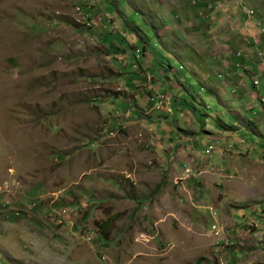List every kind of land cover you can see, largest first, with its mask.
I'll return each mask as SVG.
<instances>
[{
	"label": "rangeland",
	"instance_id": "1",
	"mask_svg": "<svg viewBox=\"0 0 264 264\" xmlns=\"http://www.w3.org/2000/svg\"><path fill=\"white\" fill-rule=\"evenodd\" d=\"M262 94L264 0H0V264H264Z\"/></svg>",
	"mask_w": 264,
	"mask_h": 264
},
{
	"label": "built area",
	"instance_id": "2",
	"mask_svg": "<svg viewBox=\"0 0 264 264\" xmlns=\"http://www.w3.org/2000/svg\"><path fill=\"white\" fill-rule=\"evenodd\" d=\"M253 85L257 88V85L260 84V79L259 77L257 78H254L253 81H252ZM156 95L160 96V98L156 99L154 98ZM164 94H160L157 92V90H155V93H154V97L151 98V100H153V102L155 103V106L153 105V108L154 109H161L163 108L164 106H162L163 103L166 102L165 99L169 98V96H166ZM259 95V94H258ZM163 96V97H162ZM261 100L263 101L264 103V94H262L260 96ZM213 149V146L212 145H208L207 146V149H206V152L207 153H210L211 150ZM186 173L189 172V170L187 169V167L185 168L184 170ZM224 170L222 173H219L220 176H224ZM208 211H209V214L210 216L212 217V223L210 224V229H209V232L212 236H215L216 238H218L215 243H220L224 238H225V232H226V228L222 225L221 222H219V220L217 219V211L214 207L210 206L208 207ZM234 264H259V262H254V261H251V260H236V262H234Z\"/></svg>",
	"mask_w": 264,
	"mask_h": 264
},
{
	"label": "crops",
	"instance_id": "3",
	"mask_svg": "<svg viewBox=\"0 0 264 264\" xmlns=\"http://www.w3.org/2000/svg\"><path fill=\"white\" fill-rule=\"evenodd\" d=\"M169 65V64H168ZM171 65V64H170ZM172 67V66H171ZM173 68V67H172ZM171 68V69H172ZM172 70H174V69H172ZM161 75H163V76H165L167 79H166V81H170L171 83H172V81L170 80V78H169V76L168 75H170L171 74V72L168 74V75H165L164 73H163V71L162 70H160V72H159ZM193 74H196V72H193ZM172 75V74H171ZM205 78H207L208 79V76H205ZM156 78H154V80H153V84L154 85H152V84H149V85H147V89L149 88V89H154V91L155 90H157L158 92H160V93H163L164 92V90L165 89H163L162 88V85L161 84H163V82L162 83H157V81L158 80H155ZM179 80L180 81H178L179 82V85H181V83H182V80L179 78ZM170 87H178V84H177V82H173L171 85H170ZM252 90H250V96L251 97H254V95L255 94H257V90H258V88H256V87H254V86H252V88H251ZM223 89H221L220 87H219V89H218V93L221 95V94H223V92H225V90H223ZM164 94H168V95H170L169 94V92H167V93H164ZM218 94V95H219ZM163 110H160V111H162L163 113H165V112H168V111H170V108H168L167 106H164L163 108H162ZM186 126H185V128L184 127H181V126H179V128H178V130H175L176 131V137H177V139L178 138H184V139H186V140H189V138H190V135H192V132H196V127H194L191 123H189V122H187L186 124H185ZM142 126L143 127H146L144 124H142ZM186 127H191L192 128V130L191 131H186L185 129H186ZM202 128V130L201 131H198V132H202L203 134H213V131H210V130H208L207 128H205V127H201ZM197 130H199V129H197ZM173 131V129L171 128V127H169V129H168V132H172ZM152 137H154V138H159L158 136H155V134H152ZM188 138V139H187ZM169 144L170 145H172L173 144V138L172 137H169ZM236 141V140H235ZM156 143V142H155ZM176 145L175 144H173L171 147L173 148V150H174V148H176L175 147Z\"/></svg>",
	"mask_w": 264,
	"mask_h": 264
},
{
	"label": "trees",
	"instance_id": "4",
	"mask_svg": "<svg viewBox=\"0 0 264 264\" xmlns=\"http://www.w3.org/2000/svg\"><path fill=\"white\" fill-rule=\"evenodd\" d=\"M252 83V82H251ZM253 86V83L251 84ZM221 122V120H219ZM251 123V122H249ZM97 227L100 228V226L96 223Z\"/></svg>",
	"mask_w": 264,
	"mask_h": 264
},
{
	"label": "bare ground",
	"instance_id": "5",
	"mask_svg": "<svg viewBox=\"0 0 264 264\" xmlns=\"http://www.w3.org/2000/svg\"><path fill=\"white\" fill-rule=\"evenodd\" d=\"M227 235V234H226Z\"/></svg>",
	"mask_w": 264,
	"mask_h": 264
}]
</instances>
